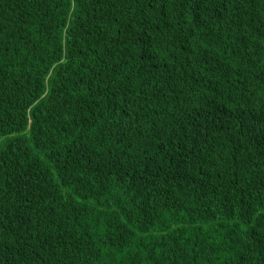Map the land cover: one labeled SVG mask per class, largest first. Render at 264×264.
Wrapping results in <instances>:
<instances>
[{"label":"trees","instance_id":"obj_1","mask_svg":"<svg viewBox=\"0 0 264 264\" xmlns=\"http://www.w3.org/2000/svg\"><path fill=\"white\" fill-rule=\"evenodd\" d=\"M0 264H264V0H0Z\"/></svg>","mask_w":264,"mask_h":264},{"label":"rangeland","instance_id":"obj_2","mask_svg":"<svg viewBox=\"0 0 264 264\" xmlns=\"http://www.w3.org/2000/svg\"><path fill=\"white\" fill-rule=\"evenodd\" d=\"M7 141V137L6 138H3L0 143H5Z\"/></svg>","mask_w":264,"mask_h":264}]
</instances>
